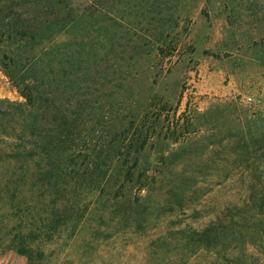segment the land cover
Here are the masks:
<instances>
[{"label":"rangeland","instance_id":"obj_1","mask_svg":"<svg viewBox=\"0 0 264 264\" xmlns=\"http://www.w3.org/2000/svg\"><path fill=\"white\" fill-rule=\"evenodd\" d=\"M60 118L45 179L25 152ZM212 225L215 249L180 233ZM0 264H264V0H0Z\"/></svg>","mask_w":264,"mask_h":264},{"label":"trees","instance_id":"obj_2","mask_svg":"<svg viewBox=\"0 0 264 264\" xmlns=\"http://www.w3.org/2000/svg\"><path fill=\"white\" fill-rule=\"evenodd\" d=\"M20 95L23 97V99L26 102V106L30 109L33 108L34 103H35V96L34 93L32 91V89L29 86H24L23 88H18ZM38 116L33 115V113H26V117H24L21 120V124H20V128L21 131L23 133H25V131H34V130H38L40 128V121H37ZM62 125L60 126V128L62 129L63 133H64V137L65 140L61 141V143H57L56 145H49L48 144V151L47 150H41L39 152H33V151H29V152H25V157L26 159H30L33 160L34 158L37 159V164L39 167V176H43L45 179L46 177L40 173V172H45L46 170H49L50 166H53V170L54 171H58V172H63V169L61 168V164L64 162H62L60 165L57 166V159H58V152L57 150H61V144L66 143L67 141V137L70 133V130L74 127V121H66L63 118H60ZM115 148V147H114ZM143 148H140V150H142ZM18 155L20 156L21 154L18 153ZM68 155L65 154V157H67ZM69 159H71V156L69 157ZM99 156H97V159L93 162V167H92V173L95 172L96 170H101L102 167L98 164H100V162H98ZM138 161V160H137ZM54 163V164H53ZM138 163L135 161L134 164L130 167L128 166H124L123 164L120 165H115V167L113 168V170L111 171L110 174L114 173L113 175H116L118 172H120V176H122L124 178V180H120L118 187L116 189H114V187H111L110 189L113 191L114 190V194L112 196L114 200H122V198H124V189H125V179H131L133 177V172L137 170L138 168ZM55 168V169H54ZM105 169V168H104ZM146 170H144L141 174V178L143 179V181H147V177H146ZM45 174H47L45 172ZM67 174H64L62 177L63 178H67ZM110 176V175H109ZM71 177V176H68ZM78 177H71L70 181L73 182V187L76 188L78 186L81 185V181L84 180V176L81 177V179H77ZM89 184H92V181L89 180ZM128 183V182H127ZM110 184V181H109ZM96 185V191L97 193H101L103 191L106 190L107 186H108V181H104V182H95ZM55 190H54V194L56 196H58L61 190L65 189L64 186H55ZM99 187H102L99 189ZM145 186H141L140 190H144ZM99 189V190H98ZM123 195V197H122ZM58 200H52L53 203H58ZM50 202V203H52ZM52 203L51 208L52 210H55L56 212H63L65 209V205L64 203H59L60 204V211H57L56 208H54V204ZM57 204V205H59ZM132 204H136L132 203ZM58 207V206H57ZM75 207V206H74ZM139 207V206H137ZM136 207V208H137ZM73 215H76V212L73 210V208H70L69 211V218L63 217L62 220L63 222H67L72 220ZM218 228H216L214 225L212 226H208L206 227L204 230L198 232V231H187L185 230H180V233H183L186 235V237L188 238V244H192L193 246H203L206 249H215L216 246L220 243L221 241V236L218 232ZM11 243V244H10ZM2 246V245H1ZM9 249H12L14 251H16L19 255L24 256L28 261H32V259L34 258V256L37 255H43V252L38 250L37 251L29 244L28 242V237L24 236L23 234H16L15 236H13L9 242V245L5 246Z\"/></svg>","mask_w":264,"mask_h":264}]
</instances>
